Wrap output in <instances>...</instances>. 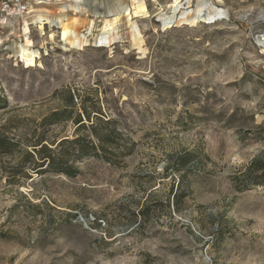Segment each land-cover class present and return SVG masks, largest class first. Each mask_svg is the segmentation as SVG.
<instances>
[{
    "label": "rangeland",
    "instance_id": "obj_1",
    "mask_svg": "<svg viewBox=\"0 0 264 264\" xmlns=\"http://www.w3.org/2000/svg\"><path fill=\"white\" fill-rule=\"evenodd\" d=\"M0 137V264H264V0H0Z\"/></svg>",
    "mask_w": 264,
    "mask_h": 264
},
{
    "label": "trees",
    "instance_id": "obj_2",
    "mask_svg": "<svg viewBox=\"0 0 264 264\" xmlns=\"http://www.w3.org/2000/svg\"><path fill=\"white\" fill-rule=\"evenodd\" d=\"M69 101L72 105H74V97L71 93H69ZM61 115L60 111L52 112V114L48 117L49 119H58ZM86 118L90 121V115H86ZM83 122V119L81 117L78 118L77 124H80ZM82 125V124H81ZM97 136V143H92V145H89L83 142V139L81 137H77L71 141L69 140H63L60 143L51 142L45 139L44 137H38L34 142L31 143L30 147L32 148L31 151H26L25 155L28 158H31L34 162L35 170L38 168L44 167L47 165L50 169L53 170H61L64 171L67 174H73V172L69 171L70 169L67 167L62 168L59 166H62V164L65 163V149L64 145L66 143H69L70 145L74 146L75 152L78 154V156H86L88 154H91L90 152H93L95 156H100L99 152L101 151L103 154H106L108 151L109 143L106 139V136L102 137L99 135ZM108 138V137H107ZM15 143L6 138V137H0V150H3L4 152H10L12 151L13 146ZM56 145L55 150L51 146ZM93 150V151H91ZM41 171L38 170L37 172ZM257 172L261 178L264 179V165L262 161L259 159H256L252 163V167L250 169V172Z\"/></svg>",
    "mask_w": 264,
    "mask_h": 264
}]
</instances>
